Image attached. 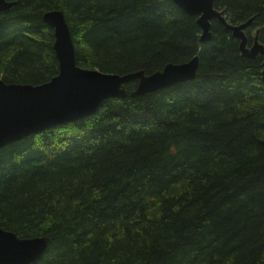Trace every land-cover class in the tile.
I'll return each mask as SVG.
<instances>
[{"label": "trees", "instance_id": "1", "mask_svg": "<svg viewBox=\"0 0 264 264\" xmlns=\"http://www.w3.org/2000/svg\"><path fill=\"white\" fill-rule=\"evenodd\" d=\"M232 23L264 0H216ZM65 13L77 63L152 72L199 55L197 76L111 96L90 115L0 148V226L51 243L30 264H264L262 55L173 0H15L0 9V76L41 83L59 70L45 10ZM138 79L126 83L129 92Z\"/></svg>", "mask_w": 264, "mask_h": 264}, {"label": "water", "instance_id": "2", "mask_svg": "<svg viewBox=\"0 0 264 264\" xmlns=\"http://www.w3.org/2000/svg\"><path fill=\"white\" fill-rule=\"evenodd\" d=\"M173 1L197 15L202 41L211 39L212 20L217 19L240 39L242 55L252 58L262 55L264 82V42L259 38L260 28L256 29L251 43L246 32L253 17L232 23L216 6V0ZM14 4L15 0H0V9ZM42 19L53 27V48L59 70L41 83L6 81L0 76V148L47 127L90 115L108 97L140 95L197 76L198 54L186 61H168L162 68L148 73L143 68L118 73L82 67L77 63L73 34L63 10H45ZM136 78L137 86L129 92L126 83ZM50 243L48 235L20 236L0 226V264H30L43 255Z\"/></svg>", "mask_w": 264, "mask_h": 264}]
</instances>
